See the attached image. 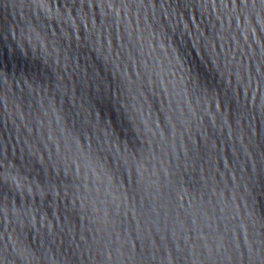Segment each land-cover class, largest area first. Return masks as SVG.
I'll return each instance as SVG.
<instances>
[{"label": "water", "instance_id": "95a60500", "mask_svg": "<svg viewBox=\"0 0 264 264\" xmlns=\"http://www.w3.org/2000/svg\"><path fill=\"white\" fill-rule=\"evenodd\" d=\"M0 264H264V0H0Z\"/></svg>", "mask_w": 264, "mask_h": 264}]
</instances>
